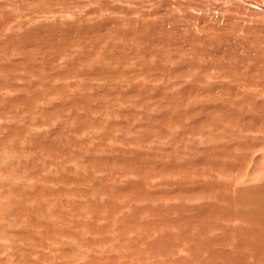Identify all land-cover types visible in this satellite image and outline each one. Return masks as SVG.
Instances as JSON below:
<instances>
[{"label": "bare ground", "instance_id": "1", "mask_svg": "<svg viewBox=\"0 0 264 264\" xmlns=\"http://www.w3.org/2000/svg\"><path fill=\"white\" fill-rule=\"evenodd\" d=\"M5 1H6V3H4ZM60 1H62V0H19V1L18 0H10V1L3 0L0 2V35L3 38V40L0 41V52H5V54L8 55V57L11 59L9 62H5V63H2L3 57L0 59V73L2 71V74L5 75V76H3L4 78L1 77L2 74L0 76L2 78L0 80V102L2 103L3 99L5 101V97H4V95L2 96V93H4V92H8V94L15 93V97L13 96V94H11L12 95L11 98L13 97L12 98L13 100H11L9 97L10 102L8 103V101H7V105L5 104L6 107H8V104L10 106L11 105L10 103L13 101L15 104L12 102V105L17 106L16 103L21 104V105L23 104L25 106L29 105V106H31V108L36 110L37 108H39L38 104L42 103V101L40 102V98L42 97V93H48L49 94V97L46 98L47 103H49L48 100L52 99V98H50L52 96H56L60 100H61V97H65V99L68 100L65 95L68 93H73L72 90L74 89V91H75L77 88L72 89V87H70L72 85V82H71V85L69 86V88H71L70 89L71 92H68L70 90L66 86L65 83H68V84H70V83L65 82L64 80L71 81L74 78L75 79L79 78V80H81L80 78H82L85 80L84 81L85 84H84V86H83V84H82V86L80 85V87H83L82 88V90L84 92L83 97L85 100H84V102H81V103H77L78 102L77 101V102H72L73 104H71V108L73 110L84 109L87 111L84 113H81V111H79V112L77 111L78 113H75V114H73V116H71L72 120H76L78 123H80L79 127L80 126L82 127V128H80L81 130H87L88 131V130H90L91 127L95 126V125H92V122L94 120H92L93 116L91 113H94L92 111H95L96 107H93L94 108L93 109L89 105V102L92 104L91 101L88 102V99H90L91 97H89L90 95H87V94L85 95V93L87 91L89 92L91 90V88H92V90L94 89L92 86L93 84L97 85L98 91L100 88L99 85H101V83L107 84L106 86H109L110 90H108L109 88L108 89L105 88L104 94H103V92H99V93L96 92V93H98L97 94L98 98H101V99L105 98V100L108 98V95H109L107 92L112 93V95H113V98L111 99L112 100V102H111L112 106H109L107 103H106L107 105L105 103H103V108L106 110L108 109V111L110 109V111L114 112V113L108 114V115H111L114 117L113 120L116 121V118H118L117 116H119V118H121L120 116L123 115L122 110L118 111V109H120V107H118L119 103L117 102L119 97L123 96L125 98H130L131 93L139 96V99L137 98L138 101H136V103L138 102V105H141L142 108L145 107V110H146V107L147 108L150 106L155 107V105H157L155 108H158V112L154 111V110H153V112L154 113L157 112V114L159 112H162L163 114H161V115H162L163 119H162V117H158L159 118L158 119L155 115L148 118L149 113L146 112L145 117H143L145 119H143V121L140 119L139 120L136 119L138 121H137V124H135V117L136 116H135V110L133 108L132 112L133 111L134 112L132 113V121H131V125H130L131 129L129 126L127 128L130 131H133V133L131 135L133 137L129 136L130 134L126 137V139L130 138V140H128L129 142H127V140H125L127 142V144L129 143L130 145L128 144V147H127V144H126L127 148H123L121 146L123 149H119L118 146H115V147H117V148H115V150H109L108 151V149L106 148L103 151V148H100V146H99V149H98L99 151H98L97 149L90 148V147L94 148L95 144L94 145L91 144L93 139H91L92 141L90 140L91 142L88 140L87 144L82 143L81 140H80L81 142L77 141L78 139L75 140L76 141L75 145L82 143L84 145L83 147L86 148L83 150L84 152L86 150L85 154L84 153L83 154L85 155L84 160L88 164L87 165L85 163L87 165V167L86 166L85 167L87 168V170L89 168L90 171H88V173H87V170L85 169L84 172H86L89 176H90V172H92L91 171L93 168V167H91L92 165L93 166L96 165V167H98L97 170H101V168H102L101 163H104V162L105 163L113 162L114 164H116V166L114 165V168L117 167V165H118V167L120 166L121 168L125 169L126 173H131L134 176V178H133L134 180L132 182L128 181L126 183L123 182L122 180H121V182H119V181L116 182L114 180L109 181L108 178H107V180H105V178L103 179V180H105L104 181L105 183H101L102 182L101 181L99 184V183H96V181H94V183L92 184L93 185L92 188L90 190L88 189V191L86 189L87 188L86 187L87 182L85 184L81 183L82 185L83 184L86 185L85 189H83L86 191H83L84 193H82V192L81 193L85 194L89 199L85 202V204L82 202L77 203V200L72 201V203H71L72 208H71V213H70V214H72L73 211L75 212L74 214L76 216V219L74 218V220H75L74 222L78 223L76 225V226H79V227H76L79 229L78 232H71L69 230L66 231L65 229H63V228H65L63 226V228L56 229L52 232L47 231L48 234L46 236H44V239L42 237L39 238L37 231L38 232L41 231L42 236H43L42 228H43V231H45L44 230L45 226L47 228V225L43 224V218L40 217V215L45 214L43 211L46 210L47 208H46V206H44L45 204L43 206H39L40 203L36 204V207H35L36 211L31 213V219H32L33 224L29 222V224H30V226L28 227V228H30L29 230H28V228H26L27 230L26 229H20L18 226H17V228H19L18 231L13 230L12 228L11 229L18 234L19 239H25V238L30 237V238H32V240H34V238H36L35 244L41 245V248H42V246H46V244H47L45 237H47L49 239H55V236H54L55 232H59L60 236L71 237L72 239L77 238L75 241H77L78 243L74 241L75 244L87 245V247L90 248L89 246H91V245L93 246V244L96 243V239H97V242L103 241L102 238H99L98 236L103 237L102 235H104L107 231H109V230H107V228H109L110 225L116 226V227L115 226L114 227L116 228V230H118L117 233L119 234V236L128 235V233H131L133 231V229H135L136 226L138 227L139 225H142L146 229H144V230L141 229L142 234L139 237L136 236L137 238L134 237L130 241L133 242V243L131 242L132 246H135V247H136L137 243L139 244L140 242H145V244L148 245L146 248L147 250L145 249V252H148V254L151 253V255L153 254L156 256L159 254V255H162L165 257L170 255V257H171V255L176 254V255H179V257H180L179 253L185 254L184 256L181 254L182 256L179 260L180 264H186L187 261L190 260L189 258L192 259L193 263L198 262L199 264H264V55L262 56L261 55L262 53H259L260 48H263V50H264V14L263 13H254V11H247L248 14L246 16H238L237 17L236 14L231 13L230 16L226 17V20H225L226 24L223 27L222 26H220V27L215 26L217 31H214L212 33H211V31H204V36H203L200 31L199 32L196 31V30H198L197 28L200 27V24L198 25V19L201 16L198 15L199 13L198 14L195 13V16H193V12L188 10L189 7H191V6H189L186 9V8H183L184 5L183 6L177 5L179 8L178 13H180V14L173 15L174 12H172V11H174V8H173L174 1L181 2V3L188 1V3L194 4L193 0H161L162 6H163L162 9H160V8L157 10L153 9L152 12L145 13L144 14L145 19L142 22L140 21L139 24L136 23L137 21L135 20V18L133 20L128 19V20H132V22L130 21L131 25L122 19H120L121 20L120 22H117V21H119V20H117V18L119 16L118 17L114 16L117 14L118 15L122 14L121 12L123 10V6L119 5L121 0H112L111 1L112 3L107 2V1H102L100 3L99 0H95V2L97 4H100L99 8H97L96 10H89V11L86 10L87 11L86 13L83 11H82L83 12L82 13L81 11L77 10V8L80 9V7H83L85 5L83 2H82V5L83 4L84 5L83 6L79 5L80 7H78L77 4L73 5L71 7L69 5V4H71V2H69V4L65 3V4H63L64 5L63 8L65 10L61 9L63 11H58V10H60V8L57 7L58 6L57 4L61 3ZM67 1H71V0H67ZM78 1H80V0H78ZM18 2H20V3L17 4ZM122 2H123V0H122ZM202 2H203V4H205L204 0H202ZM210 2L211 1H208L207 4H210ZM41 3L42 4L44 3L43 6H48V8L45 9V8H43V6L41 7L40 6ZM74 3H76V2H74ZM103 3H105V4H103ZM7 4H13V5L15 4V5L14 6L12 5L11 8H13V9H11V8L8 9L7 6H9V5H7ZM30 4H33V5L36 4V6L35 5L30 6ZM132 4L133 3H131L129 5L133 6ZM207 4H206V6H207ZM60 6L62 8V5H60ZM127 7H129V6H127ZM215 8H217L216 9L217 13H219L218 12L219 7L214 6V9ZM16 9H18V11L20 9L23 12L24 16L22 18H24L25 21H23V20L18 21L17 23H15V25H13V26L11 25L12 27H9L10 22L12 20V17L15 15L13 10H16ZM85 9H87V8H85ZM199 9H202V7L200 6ZM81 10H83V9H81ZM104 10H107V12L109 14H112L113 18H109L108 20L98 22V18L101 16L100 13H102ZM130 10L131 9L128 8L127 11H130ZM33 11L35 13L36 12L37 13L31 15L33 13ZM127 11L125 10L124 12H127ZM10 12H13L14 14L11 16ZM133 13H134V11H133ZM126 14H128V13H126ZM185 16H188V18L186 20L181 21L182 19H180V17H185ZM210 18H212V17L209 16L208 19H210ZM210 20H212V19H210ZM125 23L129 24V28H131L130 30H126L127 28L123 29L127 26ZM124 24H125V27H123ZM172 24L177 26V32L181 33L185 39L187 38V41L192 39V37H191L192 35L197 37V35H195L196 34L195 32L201 33V34H199V36L202 35L201 36L202 42H199L195 46V49H194V42L190 41L189 43H191V44L193 43V46H192L193 50L191 48L186 49V50H191V51L195 52V55H197L199 61L196 59L195 60L198 62L193 61V60L191 61L190 56L188 54H184L185 52H187L185 50L186 47L184 46V45H186L185 43H184V45L179 44L178 47H175V49H177L176 51H178L177 53H176V51L171 52L168 48L165 47V44H168V41L165 38V35H166L165 33L167 30V27L169 25H172ZM162 35H164V42H163V39L160 37ZM195 37H193L194 40H196ZM193 39H192V41H193ZM128 42L129 43L131 42L132 47L133 46L136 47V48L133 47L136 51L141 48V49H143V51L148 52L145 54V56L139 54L137 56V59H138L139 63L143 62L141 65H143L144 67L145 66L147 67V68H145L146 69L145 71L146 72L148 71V73H147L148 75L147 74L146 75L148 77H150V79H152L149 82L151 84H148L147 87L144 86V88H142V84H139V88H138V86L136 87L133 80L129 79V80H132L131 82H133V83H131V82L130 83L132 85H134L133 88H131V89H133L132 92L130 91L131 89L130 90H123L124 87L122 88V85H124L122 82V79H124V77L122 76L123 72H122V70H120L121 68L119 69V67H118V65L120 63H118V60H117V59H119V57L122 56L121 50L125 49L122 47H125L126 44H128ZM196 43H197V41H196ZM170 44L172 45V47L174 46L173 42H171ZM191 44H188V45L190 46ZM103 46H105V47L103 48ZM199 46H201V48ZM137 48H139V49H137ZM55 52H57V53H55ZM133 53H135V52L133 51ZM182 54H183V56H182ZM132 55H135V54H132ZM132 55H131V58H129L130 60L133 59ZM35 56H40L41 58L39 57L37 59V57H35ZM33 57H35L36 59L34 60ZM135 57H136V55H135ZM192 57H195V56L193 55V56H191V58ZM5 60H7V59H5ZM31 61H33L34 63ZM63 61L65 62V64L63 63L64 65L71 63L72 67L69 69V67L67 65V69H69V70L63 69V68H66V66L64 67L63 65H61V63ZM250 61H255L256 64H254L252 67H250L248 69L243 68L244 67L243 64L248 63ZM27 62H31L32 64L30 63V65L27 66L26 65ZM35 62H36V64H35ZM66 62H68V63H66ZM125 62L129 63L128 61H125ZM132 62H133V60H132ZM172 63H174L175 67H174L173 72L170 73L167 68L170 69V67H168V66L173 65ZM132 64H133V66L135 65L134 63H132ZM53 66H55V67H53ZM61 66H63V68H61ZM48 67H52V69H53L52 72L54 71L53 74L47 73V71L50 70V69H48ZM122 68H123V66H122ZM171 68H172V66H171ZM193 69H197V70H193ZM21 70H24L25 74H27V75L22 76L21 73L18 74L19 71H21ZM131 71H129V73ZM143 71H144V69H143ZM104 72L107 74L104 75L105 74ZM128 77H129V74H128ZM134 77H133V79H134ZM137 77H138V75H137ZM188 77L192 78L194 84H197V82H198V84L200 83L201 86H203L205 84L204 83L202 85V83H201L202 81L207 82L206 83L207 88H205L204 89L205 91L204 90L203 91L206 94L205 96H209L207 98L210 100L201 101L202 102L201 107H203V104H207L209 107L206 108V106H204V108H206L205 110L208 111V116H209V114H210V116L204 120L201 117L202 119H200L199 121L196 120L195 123H192L193 122L192 121L190 123L191 125L189 124V125H186L183 127L184 128L183 129L184 135H185V133H189V134H193V136L196 135L199 138L198 140H194V142H195L193 144L194 147H192V146L188 147L187 146L188 147L187 151H185L184 149H186V148H184V145H182V144L177 145L176 144L177 137L169 139L166 142V140L169 138L168 133L165 132L164 129H163V131H160L156 127L155 123L162 124L166 127H169L170 125H173V124H176V127L177 126L182 127V125H184L187 122V119L190 117V116L189 117L185 116L186 112L196 114V112H194V111H192V112H191V110L189 111V108L187 109L186 103H187L188 98L186 95L185 96L187 99L185 98V101H184V98H183V100H182V98L180 99V100H182L184 105L180 103L181 102L180 100H178V98H180V97H178L176 99L177 95L181 96V95H184L187 93L186 88H179L180 94H178V88L176 90V93H175V91H170V89L173 88L172 86H177L181 83L178 80H181V81L184 80V83H186L187 82L186 79H188ZM169 78L176 79V81H175L176 84L173 83L174 85H172V83H170L171 81ZM224 78L229 81L228 82L229 84L228 83H221V82H224L221 80ZM138 79H139V77H138ZM161 79H164V82L166 81L165 84L160 85V87H162V89L164 91L157 90L158 85L156 83L162 81ZM19 80L22 81L23 83L19 82ZM57 80L59 81V83H62L61 86L57 85L58 86L57 87L55 85ZM188 80H190V79H188ZM218 80H221V81H218ZM121 82H122V84H121ZM139 82L141 83V81H139ZM168 82H169V84H168ZM190 82H191V80H190ZM193 82H191V83H193ZM144 83H147V82H144ZM161 83H163V81ZM42 84L43 85L45 84V86H44L45 90L41 91L40 87ZM137 84H138V82H137ZM248 84L249 85H255V86L257 84H262L261 90H263V92H261V90L259 91L258 88L256 90H253V91H249V90L245 89L244 90L245 94H242L240 92L241 89L240 90L236 89V88H241V87L243 88V86H245V85L248 86ZM184 85H186V84H184ZM72 86H74V85H72ZM78 86H79V84H78ZM101 87H102V85H101ZM128 87H131V86H128ZM177 87H179V86H177ZM258 87H259V85H258ZM249 88H251V86ZM193 89L195 90V88H193ZM77 90L80 91V89H77ZM92 90L90 91V93L92 92ZM200 91H202V90H200ZM200 91H198V89H197L196 92H198V94H201ZM229 91L232 92V94L230 95V98H227V97L221 98L220 97L222 94L225 95V93L229 92ZM168 92L171 93V95H169L167 97V95L169 94ZM192 92H195V91H192ZM96 93H94V94H96ZM195 94H193V95L196 96ZM240 94H242V98L239 97V96H241ZM156 95H158V96H156ZM190 95H192V94H190ZM154 96L162 97L160 100V103L156 104L154 102V100H153ZM201 96H203V94ZM80 97H82V95ZM134 98H135V95H134ZM237 98H238V100H237ZM53 99H52V101H53ZM75 99H76V96H75ZM164 99H165V101H164ZM190 99H191V97L189 98L188 102L190 101ZM205 99H206V97H205ZM37 100H39L38 102H40V103H38ZM46 100H45V102H46ZM57 100L58 99H56V102H57ZM62 100H63V98H62ZM69 100H71V99H69ZM241 100H242V102H241ZM52 101H51V103H52ZM99 101H100V103L102 102L101 100H98V102ZM151 101H152V104H151ZM177 101H180V102H177ZM196 101H194V104ZM164 102H165V104L167 102L168 103L171 102L170 103L171 104V106H170L171 110L176 109L179 112H181L182 108L184 107L183 109H186L187 111L182 110L183 111V114H182L183 120L181 119L182 117L172 116V114L176 111L169 110V106L165 107V105L162 104ZM34 103H36V105H38V106H33ZM53 103H54V101H53ZM59 103L57 102L55 104V108H57ZM82 103H83V105H81ZM178 103L180 105H178ZM240 104H242V106L244 105V107H242ZM42 105H44V104H42ZM53 105H51V106H53ZM99 105H101V104H99ZM99 105H98V107H99ZM5 106H4V108H5ZM15 106H14V109H15ZM44 106H46V105H44ZM59 106L69 108L70 103H69V106L68 105L65 106L62 104ZM189 106H190V104H189ZM18 107H20V106H18ZM192 107H194V106H192ZM31 108H30V110H32ZM51 108L52 109L47 110L48 113H53L52 111L55 108H53V107H51ZM101 108H102V106H101ZM9 109H11V106ZM58 109H59V107H58ZM62 109L63 108H60V110H62ZM190 109H191V107H190ZM192 109L195 110V108H192ZM0 110L3 111L2 108ZM16 110H17V107H16ZM16 110H14V111H16ZM142 110L144 111V108ZM18 111H22V110L19 109ZM54 111H56V110H54ZM123 111L125 112V110H123ZM130 111H128V112L130 113ZM196 111L198 112L197 109H196ZM28 112H29V110H28ZM43 112H41V113H43ZM67 112H68V110H67ZM100 112H102V111H100ZM149 112H150V108H149ZM30 113L33 114L32 112H29L28 114H30ZM56 113H57V111H56ZM59 113H61V112H59ZM125 113H127V112H125ZM190 113H188V114H190ZM8 114H6V115H8ZM64 114H67V113L64 112ZM201 114H202V112H201ZM9 115H11V114H9ZM43 115H44V113L42 115L40 114L39 117L41 118V116H43ZM57 115H58V113H57ZM94 115H95V113H94ZM224 115L227 117H225ZM22 116L23 115H20V117H22ZM52 116H53V114H52ZM62 116L63 115H61L60 117L63 118L64 116L63 117ZM191 116H194V118L195 117L197 118L198 115L197 116L191 115ZM10 117H13V120L16 119L15 116H13V115H11ZM49 117H51V116H49ZM49 117L47 116V119H49ZM66 117H67V115H66ZM113 117H111V118H113ZM223 117H225V118H223ZM37 118L38 117H36V119ZM185 118H187V119H185ZM67 119H68V117H67ZM18 120H19V118H18ZM99 120H101V119H99ZM107 120H109V119H107ZM222 120H225L226 122H228V124L229 123L232 124V126L236 125V127H238L241 125L242 126V127L240 126L241 129L245 133L242 135H237L236 137H233L230 135V133H232V131H230V129H232V127H228V129L226 130L227 133H223V134H220L218 137H214L213 132L211 131V133H210L209 129H207L208 127L205 128V126H207V125H205L206 123H208V125H210V126L215 124V131L218 132L220 130L219 125H222L220 123ZM20 121L23 122L25 120L21 119V120H19V122ZM115 121L114 122L110 121L109 127L117 125L118 122H115ZM16 122H18V121L16 120ZM25 122H23V124ZM10 123H11V121H10ZM26 123H29V122H26ZM50 123H51V121H50ZM72 123H73V121H72ZM23 124H22V126H23ZM34 124H35V122H34ZM38 124L39 123H37V125ZM46 124H49V123L45 122V125ZM103 124H104V122H103ZM14 125H16V124H14ZM64 125H66V124H64ZM67 125H69V124H67ZM72 125H75V124H72ZM120 125H122V123ZM120 125H118V126H120ZM10 126H12V125H10ZM22 126L20 124V126L19 125L15 126V127H17V129H14L12 127L13 129H8V130L12 131L13 134L14 133L18 134L19 130L22 129ZM29 126L30 127H28V125L26 124L23 127V130L25 127L27 128V131L30 130L28 128H31V125L29 124ZM124 126L126 127V125H124ZM19 127L21 129L18 130ZM47 127H48V125H47ZM50 127H48V128H50ZM61 127H62V124H61ZM9 128H11V127H9ZM63 128L64 129L68 128V126L67 127L63 126ZM74 128H76V127H74ZM144 128L148 129V131H149L148 134L145 136V138H146L145 140L149 139V140H151L152 143L157 142L156 144H158L156 147H154L155 146L154 144H152L153 146H151V145H149L151 143H149V144L146 143L147 145H149V147H148L149 148V150H148L149 154L147 156L150 155V157H146V158L145 157L143 158V156H142L143 151H142V153L140 152L142 155L138 154L139 152L137 151L136 152L137 155L135 156V150L137 148L134 145L137 142V141H135L136 140L135 137L137 136V133L138 132L141 133L142 131H144ZM54 129H56V126H55V128L54 127L51 128V130H54ZM64 129L61 128V132H63ZM16 130L18 131V133H16ZM23 130H21V132H24ZM65 130H67V129H65ZM68 130H71V129L69 128ZM110 130H112V129H110ZM58 131L55 130V133H57ZM112 131H114V130H112ZM120 131H122V130H120ZM32 133H33V137H34L35 133L33 131H32ZM70 133L71 132H68L69 137H71L69 135ZM73 133H75V132H73ZM175 133L177 134V132H175ZM42 134H43V132H42ZM64 134H65V132H64ZM26 135H28V134H26ZM26 135H25V137H26ZM29 135H30L29 138H26V139L34 140V141L37 140L36 138L33 139L32 134H29ZM154 135L161 136L164 141L162 142L161 139L155 138ZM37 136H38V134L35 137H37ZM57 136H60V135H57ZM73 136H72V138H74ZM193 136H192V139H193ZM17 137L18 138L16 141L22 140V142H24L23 139H19L18 135H17ZM30 137L32 139H30ZM45 137H46V135H45ZM21 138H23V136ZM103 138H106V136H104ZM103 138H101V139H103ZM6 139H7V137H6ZM60 139H62V138H60ZM63 139H65V138H63ZM28 140H26V141L28 142ZM40 140H41V138H40ZM40 140H39V142H40ZM53 140H55V139H52V141ZM69 140L67 139V142ZM201 140H203V142L206 144L205 145L206 147H204L205 150H203V148L201 150L198 146L199 144H197ZM37 141H35V142H37ZM49 141H51V140H49ZM107 141H111V140H107ZM120 141L121 140H119V142ZM247 141H251L252 143L251 144L245 143ZM22 142H21V145H22ZM73 142H74V139L72 141V144H70V145H74ZM83 142H85V141H83ZM9 143L11 144V142H9ZM30 143H31V141H30ZM44 143H45V141H44ZM56 143H58V141L55 142L54 145H58ZM65 143H64V145H65ZM35 144H37V143H35ZM185 144L189 145L190 143L185 142ZM14 145H15V142H14ZM14 145H12V146H14ZM75 145H74V147L72 146L73 150H77L76 148L78 146L75 147ZM132 145H134V146H132ZM139 145L140 144H138V146ZM201 145L203 146V143ZM33 146H34V144H33ZM45 146L46 145H44V147L42 146L41 148L42 149L44 148V149L43 150L40 149V150L45 151V149H47V148L50 149L49 145H47L48 146L47 148H45ZM50 146L52 147L51 144H50ZM58 146L60 147V145H58ZM95 146H97V145H95ZM26 147L28 148V145ZM134 147L136 149H134ZM153 147H154V149H153ZM165 147H169V149H167ZM220 147H223V148H220ZM18 148L20 149L21 146ZM67 148H68V150H67ZM67 148L65 151L66 154H67V151H69L68 146H67ZM247 148H249L248 152L244 151ZM56 149H57V147H56ZM140 149H142V148L140 147ZM140 149L138 147L137 150H140ZM145 149H147V147H145ZM50 150H48V151H50ZM95 150L98 151V153L95 152ZM13 151H15V150H13ZM17 151L19 152V150H17ZM17 151H15V152H17ZM30 151H28V152H30ZM38 151H37V155L38 154L39 155L41 154V156L44 155V154H42L41 151L39 153H38ZM22 152H23V150H22ZM22 152H20V153H22ZM24 152L26 153V151H24ZM50 152H52V151H50ZM74 152H77V151H74ZM146 152H147V150H146ZM31 153L34 154L35 151H32ZM46 153H48V152H46ZM46 153H45V155H46ZM77 153H76V155H77ZM126 153H130L131 156H133V157H131V159L130 158H124L126 156L125 155ZM66 154L64 155V157L66 156ZM71 154H72L70 157L71 160L74 157H75L74 160L79 158V161L77 160V162H76L73 160L72 162H76V163L80 162L81 156L77 155L78 157L76 158V155L73 152ZM105 154H110V155L105 156ZM73 155H75V156H73ZM24 156H28V155H24ZM46 156H48V155H46ZM117 156H121V158H119ZM44 157L42 156V158H44ZM56 157H52V159L55 158V160H56L58 158V157L57 158ZM115 157H117V158L115 159ZM20 158L22 159L24 157H20ZM20 158L18 157L17 159H20ZM82 158H84V157L82 156ZM59 159L60 158H58V160ZM20 160H19L20 164H17V162H12V161H10V159H6L4 161V165H3V163L0 164V170H4L6 172V174H8L10 176H11V174H13L12 176L15 175L17 177H21V175H22L21 171L24 169L26 164H24V162H21L22 160L21 161ZM60 160H62V159H60ZM25 161H27V163H28L27 159ZM1 162H3V161H1ZM50 162H51V159H50L49 163ZM54 162L55 161L52 162L53 165H54ZM59 163H61V162H59ZM85 164H82V165H85ZM31 165H32V162H31ZM33 165L35 166V164H33ZM63 165H65V164H63ZM82 165L80 163V166H82ZM55 166H57V164ZM60 166H62V165L60 164ZM111 167H113V164ZM35 168H34V170H35ZM60 168L62 169L64 167H60ZM107 168H109V166ZM68 169L69 168H67L65 170H68ZM36 170H37V172L39 171L38 169H36ZM70 170H71V168L68 171H66V173L67 172L70 173ZM74 170H72V171H74ZM54 171H56V170H54ZM76 172L74 171V173H76ZM119 172H121V171H119ZM119 172H117V173H119ZM61 173H62V171H61ZM31 174H33V173H31ZM35 174L36 175H33V177H36V178H32V179H34L32 182H28V180L26 182H24L25 181L24 180V181H21L20 184H18V185H20V189L22 188L24 191V195H23L24 197L22 196L24 203H25V200L28 198H31V199L34 198L36 200H39L40 197H44V195L47 192L46 190L42 189V186H41L42 182L39 184L40 181H38V180H42L44 178L43 175L41 174L42 176L39 179L37 177L39 173L38 174L35 173ZM49 174L51 175V173H49ZM96 174H95V177H97ZM119 174H121V176H122L123 172H121ZM119 174H117V175L119 176ZM230 174H236L235 178H234V182H232V183L235 184L236 186L238 185L237 188L234 187V185L231 183V180H233L232 178H230L229 176H224V175H230ZM28 175H30V174H28ZM68 175L69 174H67V176H66L67 178H65V181H67V179L69 178ZM76 175H77V173H76ZM98 176H99V174H98ZM126 176H127V174H126ZM51 177L52 176H50L48 179L49 185H51L54 180L58 181V179H53L52 183H50ZM128 177H127V179H128ZM45 178H47V176ZM45 178H44V180L47 181ZM109 178H111V177H109ZM112 178H113V176H112ZM135 178L137 180H135ZM70 179H72V178H70ZM73 179H74V177H73ZM76 179L80 181L82 178H79V176H78ZM83 179H84V177H83ZM219 179H222L223 181L219 182ZM44 180H42V181L44 184H46L44 182ZM86 180H88V178ZM94 180H96V179H94ZM118 180H120V179H118ZM225 180L227 181V183L225 182ZM62 181H64V180L62 179ZM62 181H61V183H62ZM125 181H127V180H125ZM79 183H78V187L84 188V186H81V184H79ZM62 186H63V184H62ZM32 188H33L34 192L36 191L35 193H37L38 196L36 194H35L36 196H34L33 195L34 193L31 194L33 197L30 194H28V190L31 191ZM43 188L45 189V187H43ZM66 188H68V186H66ZM73 188L75 190V193L78 192V194H79L80 191H78V190L80 188H78V190L75 189L76 184H75V187H73ZM49 189L50 188L48 187L47 190H49ZM51 189L53 190V187H51ZM55 189L56 188H54V190ZM68 189H67V191H68ZM70 189H72V187H70ZM80 190H82V189H80ZM43 191H44V195H42ZM53 191H51V192L53 193ZM69 193H70V196L72 193H73V195L75 194L74 191H69ZM51 194L48 191L47 195L53 196ZM28 195H30V197H28ZM54 195H55V193H54ZM123 195H124V197L128 196L126 205L130 206L129 211H124V213L121 212L122 209L119 207V206H121V204L119 203L120 205L119 204L117 205L118 197L123 196ZM58 196H59V198L55 197V196H54V198L61 199L60 194ZM75 196H78L77 193L75 194ZM71 197H69V199ZM102 197H105V199H103ZM83 198H86V197H83ZM41 199L44 200V198H41ZM69 199H67V200H69ZM79 201H80V199H79ZM138 201H141V205L136 204V202H138ZM57 202L62 204L61 201H57ZM190 202H192L194 204H189ZM82 204H84V205H82ZM41 205H42V203H41ZM1 206H0V209H1V211H0V236H4V238H5V236H7V234H9L6 229L9 228L10 224H8V223H6V225L2 224L3 222L1 223V221H3V220L1 218H3V219L5 218L7 222H10L13 220L14 225L15 224L18 225L19 223L23 222L24 217L21 214V209H20L19 212L17 213V215L14 216V219H12V216L8 219L6 216V213L8 212L6 210V208H7L6 205H1ZM63 206H62V208H63ZM136 208H139L140 210H142V212H147V214L145 215L146 218L144 220H143V218H141L139 216V219L141 218L143 221L142 220L141 221L135 220V216H137V215H135ZM63 209H62V211H59L57 215H60V218H58V220L61 219V222L64 223V221H68L67 219L65 220L66 216H64V213H66V214H68V213L65 212V210L63 212ZM23 211H26V210H23ZM118 211L121 212V213H119V216H116L113 214L114 216H116L115 218L113 216L109 217L111 215L110 214L107 216L106 219L104 218V216L106 214L105 212L116 214V213H118ZM130 211H132V215H130V213H131ZM27 213L30 214V212L28 210H27ZM86 213L89 215L91 214L89 219L87 218ZM74 214H72V216ZM79 214H83L81 216L82 218L86 217L85 219H83L84 221H81V219L78 218ZM46 216L51 217V215L49 216V214H47ZM69 218H71V217H69ZM103 218L105 219V223L101 224L102 221L100 222V220ZM70 220H72V218ZM49 221H51V220H49ZM61 222H59V223H61ZM228 222H231V223H237L238 222V225L233 226V224H229ZM52 223L53 222H51V224ZM80 223H83V224L80 226L79 225ZM5 226L7 227L6 229H5ZM226 227H229V228H226ZM136 230H138V229L136 228ZM88 232L92 233L95 236L91 237L89 241H86L87 239L86 240L81 239V238H84V235H80V233H88ZM134 233H135V230H134ZM65 234H67V235H65ZM78 234L80 237L77 236ZM120 234H122V235H120ZM58 241H60V239H58ZM185 243H187V245ZM135 247H134V249H131V252L135 251ZM60 248H62V247H60ZM4 249L6 250L5 245H2L0 243V255L2 252L5 251ZM121 249H123V248H121ZM42 251L43 252L39 253V256L41 258L45 259V256H46L45 252L46 251H44L43 248H42ZM61 251L65 253L69 250L63 249ZM95 253L94 252H92V254L90 253L89 257L88 256H87L88 258L86 257L87 260L84 264H113V260H115V259H113V260L111 259L112 261L110 263H104L102 261L103 258L101 259L99 257V255L97 254L98 255L97 256ZM76 254H73L75 256V257L73 256L75 261L80 260L79 257H81V256H78V253H76ZM23 255L31 257L30 255H32V254H31V252H29L28 254H27V252H25L24 254L18 253V254H14V257L19 259V260H23ZM48 257H50V254ZM1 259L3 260L4 258H1ZM46 259H47V257H46ZM105 259H106V257H105ZM8 260H5L4 262L8 263ZM50 260L52 261V259H50ZM18 261H16V262H18ZM36 262H34V264ZM114 264H117V263H114Z\"/></svg>", "mask_w": 264, "mask_h": 264}, {"label": "rangeland", "instance_id": "2", "mask_svg": "<svg viewBox=\"0 0 264 264\" xmlns=\"http://www.w3.org/2000/svg\"><path fill=\"white\" fill-rule=\"evenodd\" d=\"M1 1H3V0H0V2ZM7 1H10V0H7ZM19 1V0H18ZM81 1V2H80ZM80 1H78V0H71V1H65V0H62V1H60L61 3H59V4H57L58 6L57 7H59L60 8V10H58V11H63V10H65L64 8H63V4H69V2H71V4H69L71 7L73 6V5H76L77 4V6L78 7H80L79 5H82V2L86 5H82L83 7H80V9H78L77 8V10H79V11H83V12H87V11H89V10H96L97 8H99V6H100V4H97L96 2H95V0H80ZM102 1H107V2H111L112 0H99V2L101 3ZM194 1V4L193 3H188V1H185V2H177V1H174V3H173V8H174V11H172V12H174V14L173 15H175V14H180V13H178L179 12V8H178V6L177 5H180V6H183V8H188L189 6H191V7H189V9L188 10H190L191 12H193V16H195V13L196 14H198L199 16H201L199 19H198V25L200 24V27H198L197 29L198 30H196V31H200L201 33H202V35L204 36V31H211V33L212 32H214V31H217L216 30V28H215V26H217V27H220V26H224L226 23H225V20H226V17H228V16H230L231 15V13H234V14H236L237 15V17L238 16H246L247 14H248V12L247 11H254V13H263L264 14V0H204V2H205V4H203V2H202V0H193ZM208 1H211L210 2V4H207L208 3ZM22 2V1H21ZM74 2H76V3H74ZM79 2V3H78ZM4 3H6V1L4 2ZM20 2H18L17 4H19ZM45 3V2H44ZM44 3L42 4H40V6L42 7L43 5H44ZM112 3V2H111ZM131 3H133L132 5L133 6H131V5H129V4H131ZM160 3V4H159ZM103 4H105V3H103ZM193 6H192V5ZM206 4H207V6H206ZM7 5H9V6H7L8 7V9L9 8H11L12 7V5L13 4H7ZM15 5V4H14ZM13 5V6H14ZM35 6H36V4H34ZM33 4H30V6H34ZM60 5H62V8H61V6ZM119 5H121V6H123V10H122V14H120V15H114V16H119L118 18H117V20H119V21H117V22H120L121 20L120 19H122V20H124V21H126L127 23H129L130 24V21L132 22V20L135 18V20L137 21L136 23H138L139 24V22L141 21H143L144 19H145V16H144V14L145 13H148V12H152V10L153 9H155V10H157V9H162L163 8V6H162V3H161V0H123V2H122V0L120 1V4ZM205 5V6H204ZM211 5V6H210ZM127 6H129V7H127ZM200 6L202 7V9H199L200 8ZM214 6H218L219 7V13H217V8H215L214 9ZM242 6V7H241ZM56 7V8H57ZM127 7V8H126ZM132 7V8H131ZM205 7V8H204ZM43 8H45V9H47L48 8V6H43ZM58 8V9H59ZM85 8H87V9H85ZM128 8L129 9H131L130 11H127L128 10ZM11 9H13V8H11ZM61 9H63V10H61ZM81 9H83V10H81ZM133 9V10H132ZM36 10V9H35ZM87 10V11H86ZM127 11V12H124V11ZM137 10V11H136ZM14 11V13H15V15L12 17V20H11V22H10V25H9V27H12L13 25H15V23H17L18 21H25L24 20V18H22L24 15H23V12L19 9V11H18V9H16V10H13ZM37 11V10H36ZM133 11H134V13H133ZM136 11V12H135ZM232 11V12H231ZM18 12V13H17ZM82 12V13H83ZM11 13V16L14 14L13 12H10ZM37 13V12H36ZM34 11H33V13L31 14V15H33V14H36ZM124 13V14H123ZM126 13H128V14H126ZM133 13V14H132ZM130 14V15H129ZM227 14V15H226ZM229 14V15H228ZM20 15V16H19ZM100 17L98 18V22H100V21H104V20H108L109 18H113V15L112 14H109L108 12H107V10H104L102 13H100ZM124 15V16H123ZM135 15V16H134ZM18 16V17H17ZM182 16V15H181ZM209 16H211L212 18H210V19H212V20H210V19H208V17ZM17 17V18H16ZM22 18V19H21ZM126 18V19H125ZM188 18V16H185V17H180V19H182L181 21H183V20H186ZM16 19V20H15ZM128 19H132V20H128ZM14 20V21H13ZM129 22H128V21ZM157 20V19H156ZM123 21V22H124ZM14 22V23H13ZM185 22V21H184ZM13 23V24H12ZM127 23H125L127 26L125 27V24H124V26L123 27H125V28H123V29H126V30H130L131 28H129V24H127ZM182 23V22H181ZM119 24V23H118ZM12 25V26H11ZM131 25V24H130ZM106 26V25H105ZM108 27V26H107ZM131 27V26H130ZM105 28V27H104ZM129 28V29H128ZM194 30V29H193ZM198 32H195L196 34L195 35H197V37H195V36H191L192 37V39H193V37H195L196 38V40H194L193 39V41H192V39L191 40H188L187 41V38L185 39L184 37H183V35L181 34V33H179V32H177V26L176 25H174V24H172V25H169L168 27H167V30H166V35H165V38L167 39V41H168V44H165V47L166 48H168L171 52H175L177 49H175V47H178L179 46V44H183L184 45V43L186 44V45H184L186 48H185V50L186 49H192L193 50V43L191 44V43H189L190 41L191 42H194V49H195V46L199 43V42H202V35H200L199 36V34H201V33H198ZM206 34V33H205ZM162 39H163V42H164V35H162V36H160ZM1 40H3V38H2V36L0 35V41ZM196 41H197V43H196ZM171 42H173L174 43V46L172 47V45L170 44ZM191 44L190 46L188 45V44ZM105 46H103V48H104ZM133 47H135V46H133ZM132 47V45H131V42L129 43L128 42V44H126V46L125 47H122V48H125V49H122L121 51V57H119V59H117L118 60V63H120L119 65H118V67H119V69L120 70H122V76L124 77V79H122V82H123V84L124 85H122V88H123V90H130L131 88H133V86L134 85H132L131 83H135V86L137 87L138 86V88H139V84H142V88H144V86L145 87H147L148 86V84H151V83H149L152 79H150V77H148L147 75V73H148V71L146 72L145 70V68H147L146 66L144 67L143 65H141L143 62H141V63H139V61H138V59H137V56L139 55V54H141V55H143V56H145V54L146 53H148L147 51H143V49H139V48H137V49H139V50H135L134 48ZM200 48H201V46H199ZM136 48V47H135ZM198 48V47H197ZM131 51H130V50ZM124 50V51H123ZM133 51L135 52V53H133ZM143 51V52H142ZM187 52H185L184 54H188L189 56H190V59H191V61L193 60V61H196V60H198V57H197V55H195V52H193V51H191V50H186ZM260 52L259 53H262L261 55L263 56L264 55V50H263V48H260V50H259ZM138 52V53H137ZM140 52V53H139ZM178 51H176V53H177ZM192 52V53H191ZM1 54H0V59L2 58V63H5V62H9L11 59L8 57V55H6L5 54V52H0ZM55 53H57V52H55ZM132 54H135L136 55V57H135V55H132ZM131 55H132V60H133V62H132V60H130L129 58H131ZM195 56V57H192L191 58V56ZM17 56V55H16ZM182 56H183V54H182ZM187 56V55H186ZM35 57H37V59L40 57V56H35ZM35 57H33V59L35 60L36 58ZM123 57V58H122ZM158 57V56H157ZM41 58V57H40ZM5 59H7V60H5ZM169 59V58H168ZM167 59V60H168ZM196 59V60H195ZM113 60V59H112ZM123 60V61H122ZM136 60V61H135ZM172 60V59H171ZM125 61H128L129 63H126ZM131 61V62H130ZM173 61V60H172ZM199 61V60H198ZM198 61H196V62H198ZM31 62H33V61H31ZM31 62H27L26 63V65L28 66V65H30V63ZM236 62V61H235ZM1 63V64H2ZM34 63V62H33ZM65 64V62L63 61L62 63H61V65H63L64 67L66 66V68H63V66H61V68H63V69H65V70H69L71 67H72V65H71V63H69V64H67L68 65V67H69V69H67V65H64ZM66 63H68V62H66ZM122 63V64H121ZM132 63H134L135 65L133 66V64ZM32 64V63H31ZM35 64H36V62H35ZM173 65H170V66H168V67H170V69L169 68H167L168 70H169V72L170 73H172L173 72V70H174V67H175V65H174V63H172ZM254 64H256V62L255 61H250V62H248V63H245V64H243V68H245V69H248V68H250V67H252ZM233 65V64H232ZM251 65V66H250ZM26 66V67H27ZM122 66H123V68H122ZM171 66H172V68H171ZM30 67V66H29ZM53 67H55V66H53ZM127 67V68H126ZM28 68V67H27ZM130 68V69H129ZM136 68V69H135ZM139 68V69H138ZM48 69H50V70H48L47 71V73H51V74H53V72H52V67H48ZM129 69V70H128ZM143 69H144V71H143ZM198 69V68H197ZM197 69H193V70H197ZM124 70V71H123ZM132 70V71H131ZM140 70V71H139ZM199 70V69H198ZM50 71V72H49ZM129 71H131L130 73H129ZM22 74V76L23 75H27V74H25V72H24V70H21V71H19V73L18 74ZM105 73V72H104ZM103 73V74H104ZM142 73V74H141ZM144 73V74H143ZM221 73V72H220ZM1 74H2V71H1V73H0V76H1ZM107 73H105L104 75H106ZM126 74V75H125ZM128 74H129V77H128ZM131 74V75H130ZM134 74V75H133ZM147 74V75H146ZM137 75H138V77H139V79H138V77H137ZM170 75V74H169ZM3 76H5L4 74H2V76L1 77H3ZM135 76V77H134ZM0 77V80L2 79ZM122 77V78H123ZM133 77H134V79H133ZM143 77V78H142ZM147 77V78H146ZM4 78V77H3ZM70 79V78H69ZM72 79V78H71ZM81 80H79V78H74L73 80H71V81H68V80H64L65 82H69L70 84H68V83H65L66 84V86L69 88V86L71 85V82H72V85H74V86H70V87H72V89L73 88H77V89H80V91L79 90H75L74 91V89L72 90L73 91V93H68V94H66L65 96H66V98L68 99V100H66L65 99V97H61V100L58 98V97H56V96H52V97H50V98H54L53 99V101H54V103H53V101H52V99H50V100H48V102L51 104V105H53V106H51L49 103H47V100H46V98L47 97H49V94L48 93H42V97L40 98V102L42 101V103L41 104H38V103H40V102H38L39 100H37V104L39 105H36V103H34V105L33 106H38L39 108H35L36 110H34L33 108H31V106H25V105H21V104H17L16 103V105L17 106H15V105H12V102L10 103L11 105V109H9L10 108V106H9V104H8V107H6L5 106V104L7 105V101H8V103L10 102V100H9V97H10V99L11 100H13L12 98H11V94H13V96L15 97V93H11V94H8V92H4V93H2V96L4 95V97H5V101H4V99H3V101H2V103L0 104V109L2 108L3 109V111L2 110H0L1 112H0V164H2L3 163V165H4V161L6 160V159H10V161H12V162H17V164H20V162H19V160L21 159L20 157H24V158H22L20 161L21 162H24V164H26L25 165V167H24V169L21 171V173H22V175H21V177H17V176H12L13 174H11V176L10 175H8V174H6V172L4 171V170H0V204L1 205H6V210L8 211L7 213H6V216H7V218L9 219L11 216H12V219H14V216H16L17 215V213L19 212V210L21 209V214L23 215V217H24V219H23V222H21V223H19L18 225H14V221L12 220V221H10V222H7L6 221V219L4 218H1L3 221H1V223L2 224H5L6 225V223H8V224H10L9 225V228L8 229H6L7 227L5 226V229L8 231V233L9 234H7V236H5V238H4V236H0V243L2 244V245H5V248H6V250L4 251V252H2L1 253V255H0V264H34V262H36L37 264H52L53 262V264H84L85 262H86V260H87V258L89 257V255H90V253L92 254V252H96L95 254L97 255H99V257L102 259V261L104 262V263H110L113 259H115V260H113V264L114 263H117V264H180L179 263V260H180V258H181V256L183 255H185V254H182V253H179L180 254V257H179V255H176V254H174V255H171V257H170V255L169 256H167V257H165V256H162V255H151V253H149L148 254V252H145V249L147 248V244H145V242H140L139 244L137 243V245H136V247L135 246H132V241H130V240H132L134 237L135 238H137V237H139L142 233V230H144V229H146L144 226H142V225H139L138 227L136 226L135 227V229H133V231L131 232V233H128V235H122V234H120V235H122V236H119V234L117 233V231L118 230H116V226L115 225H110L109 226V228H107V230H109V231H107L104 235H102L103 237H101V236H98L99 238H102V240L103 241H101V242H97V239H96V243L95 244H93V246L91 245V246H89L90 248H88L87 247V245H80V244H75L74 243V241L77 239H72L71 237H66V236H60V234H59V232H55V239H49V238H47V237H45V239H46V243L48 244H46V246H42V248H43V250L44 251H46L45 252V254H46V256H45V259H43V258H41L40 256H39V253L40 252H43L42 251V248H41V245H37V244H35V240H36V238H34V240H32V238H25V239H19L18 238V234L16 233V232H14L13 230H15V231H18V229L20 228V229H26V228H28L29 226H30V224H29V222L30 223H32L33 224V222H32V219H31V213L32 212H35L36 211V204H38V203H40L39 204V206H43L44 204V206H46V210H44L43 212L45 213L44 215H40V217H42L43 218V224H45V225H47V228H46V226L44 227L45 229V231H43V228H42V232H43V236H42V233H41V231H37V234H38V237L39 238H43L44 239V236H46L48 233H47V231H54V230H56V229H59V228H63V226L65 227V228H63V229H65L66 231H71V232H78L79 231V229L78 228H76V227H79V226H76L78 223H75L74 221V218L76 219V216H75V212L73 211V213L72 214H74L73 216H72V214H70L71 213V208H72V201H75V200H77V203L78 202H82V203H84L85 204V202L89 199L85 194H82V193H84L83 191H86V190H83V189H85V186L87 187L86 189H87V191H88V189L90 190L91 188H92V184L94 183V181H96V183H99L100 184V182L101 183H105L104 181L105 180H107V178L109 179V181H116V182H121V180L123 181V182H128V181H133L134 179V176H133V174H131V173H126V170L125 169H123V168H121L120 166L118 167V165H117V167H115L114 168V165L116 166V164H114L113 162H109V163H101V170H97L98 169V167H96V165H90L91 167H93L92 168V172H90V176L87 174L88 173V171H90L89 170V168H88V170H87V162L84 160L85 159V152H86V150H85V152L83 151L84 149H86L85 147H83L84 145L82 144V143H86L87 144V142H88V140L90 141L91 139H93V141L91 142V144L92 145H97V146H95L94 145V148L93 147H90V148H92V149H99V146H100V148H103V151L107 148L108 149V151L109 150H115V148H117V147H115V146H118V148L119 149H123V148H127L128 147V144H127V142H129L128 140H130V138L128 139H126V137L129 135V136H131L132 135V133H133V131H130L129 129H127L128 128V126L130 127V125H131V121H132V113L134 112H132V110H133V108H134V110H135V124H137V121L140 119V120H142L143 121V119H145V118H143V117H145V115H146V112H148L149 113V115H148V118L149 117H151V116H156L157 118L158 117H162V115L161 114H163L162 112H159L158 114H157V112H158V108H155L157 105H155V107L154 106H150V107H146V110H145V107H143L144 108V111L142 110L143 108H142V106L141 105H138V102L136 103V101H138L137 100V98L139 99V96L138 95H136V94H133V93H131L130 94V98H125V97H119V99H118V103H119V105H118V107H120V109H118V111H121L122 110V114L123 115H121L120 117L121 118H119V116H117L118 118H116V121L115 120H113L114 119V117L113 116H111V115H108V114H111V113H114L113 111H110V109H109V111H108V109L106 110V109H104L103 108V103H107L109 106H112V104H111V102H112V98H113V95H112V93H110V92H107L109 95H108V98L105 100V98H98V93L99 92H103V94H104V90H105V88L106 89H108L109 88V86H106L107 84H102L101 83V85H102V87H101V85H99V91L97 90V85L96 84H93L92 86H93V90H92V88H91V90H92V94L90 93V91L88 92H86L85 93V95L87 94V95H90L89 97H91L90 99H88V102L89 101H91L92 102V104L89 102V105L93 108V107H96V109H95V111H92V112H94L95 113V115H94V113H91L92 114V120H94L93 122H92V125H95V126H93V127H91L90 128V130H81L80 128H82L81 126L79 127V125H80V123H78L76 120H72V118H71V116H73V114H75V113H78L79 111H81V113H84V112H87L86 110H84V109H82V110H73L72 108H71V104H73L72 102H77V103H81V102H84V92H83V90H82V88L83 87H80V85L82 86V84H83V86H84V84H85V80L84 79H82V78H80ZM129 79H132L133 80V82H131L132 80H129ZM144 79V80H143ZM170 79V83H172V85H174V84H176L175 83V81H176V79H174V78H169ZM174 79V80H173ZM188 79H190L191 80V82H193V80H192V78H190V77H188ZM188 79H186L187 80V82L186 83H184V80H178V81H180L181 83L179 84V85H177V86H179V87H177V86H172L173 88H171L170 89V91H175V93H176V90H177V88H178V94H180V92H179V88H186L187 89V93L186 94H184V95H181V96H176V99L178 98V97H180V98H178V100H180L181 98H182V100H183V98H184V101H185V98H186V96H187V103H186V106H187V109L189 108V111L191 110V112L192 111H194V112H196V114L194 113H190V112H188V113H190V114H188L187 112H186V114H185V116L186 117H189L188 119L187 118H185V119H187V122L184 124V125H182V127H179V126H177L176 127V124H173V125H170L169 127H166V126H164V125H162V124H158V123H155V125H156V127L160 130V131H163V129H164V131L165 132H167L168 133V139L166 140V142L169 140V139H172V138H175V137H177V142H176V144L177 145H180V144H182V145H184V148H186V149H184L185 151H187V148L188 147H190V146H192V147H194L193 146V144L195 143L194 142V140H198L199 138L195 135V136H193V134H189V133H185V135H184V131H183V127L184 126H186V125H189L192 121V123H195V121L197 120V121H199L200 119H202L203 118V120L204 119H206L207 117H209L210 116V114H209V116H208V111L207 110H205L207 107H209L207 104H203V107H201L202 105H201V101H207V100H210V99H208L207 97H209V96H205L206 94H205V88H207V82H204V81H202L201 83H202V85L203 86H201V84L199 83L198 84V82H197V84H194V82L193 83H191L190 82V80H188ZM194 79V78H193ZM162 81H163V83H161L162 81H160V82H157L156 84L158 85V88H157V90H159V91H164L163 89H162V87H160V85H162V84H165V82H164V79H161ZM185 80V81H186ZM222 81H224V82H221V83H228L229 81L227 80V79H221ZM221 80H218V81H221ZM127 81V82H126ZM139 81H141V83L139 82ZM214 81V80H213ZM19 82H22V81H20L19 80ZM122 82H121V84H122ZM125 82V83H124ZM131 82V83H130ZM137 82H138V84H137ZM143 82V83H142ZM144 82H147V83H144ZM169 82H168V84H169ZM196 82V81H195ZM23 83V82H22ZM59 81L57 80L56 81V83H55V85L57 86H61V84L62 83H59ZM127 83V84H126ZM174 83V84H173ZM186 84V85H184V84ZM64 84V85H65ZM68 84V85H67ZM76 84V85H75ZM78 84H79V86H78ZM131 84V85H130ZM194 84V85H193ZM229 84V83H228ZM171 85V84H170ZM198 85V86H197ZM258 85H259V87H258ZM44 86H45V84L43 85H41V87H40V90L42 91V90H45V88H44ZM51 86V85H50ZM57 86V87H58ZM121 86V85H120ZM128 86H131V87H128ZM181 86V87H180ZM186 86V87H185ZM193 86V87H192ZM251 86V88H249ZM254 86V87H253ZM128 87V88H127ZM135 87V88H136ZM256 87V88H255ZM141 88V89H142ZM175 88V89H174ZM193 88H195V90L193 89ZM198 89V91H200V90H202V91H200V93L201 94H198V92H196L197 91V89ZM201 88V89H200ZM258 88V90L260 91L261 90V88H262V84H257L256 86L255 85H249L248 84V86H243V88L241 87V88H236V89H241V93L242 94H245L244 93V90L246 89V90H249V91H253V90H256ZM71 88H69V90H70ZM96 89V90H95ZM193 89V90H192ZM108 90H110V88L108 89ZM204 90V91H203ZM131 92L133 91V89H131L130 90ZM169 91V92H170ZM192 91H195V92H192ZM68 92H71V90L70 91H68ZM79 92V93H78ZM96 92H98V93H96ZM168 92V93H169ZM190 92V93H189ZM192 92V93H191ZM203 92V93H202ZM261 92H263V90H261ZM77 93V94H76ZM94 93H96V94H94ZM196 93V94H195ZM48 94V95H47ZM71 94V95H70ZM94 94V95H93ZM190 94H192V95H190ZM193 94H195L196 96H194ZM203 94V96H201ZM232 94V92L231 91H229V92H226L225 93V95L224 94H222L220 97L221 98H224V97H227V98H230V95ZM242 94H240L241 96H239V97H241L242 98ZM263 94V93H262ZM10 95V96H9ZM73 95V96H72ZM76 96V99H75V96ZM82 95V97H80ZM96 95V96H95ZM134 95H135V98H134ZM169 95H171V93H169L168 95H167V97L169 96ZM186 95V96H185ZM200 95V96H199ZM7 96V97H6ZM73 98H72V97ZM156 96H158V95H156ZM156 96H154V98H153V100H154V102L156 103V104H158V103H160V100H161V98L162 97H156ZM191 97V99H190V101L188 102V100H189V98ZM194 96V97H193ZM199 96V97H198ZM205 97H206V99H205ZM58 99L57 100V102L59 103H61L62 105H68L69 106V103H70V106H69V108H66V107H61V106H59V105H61L60 103H59V105L57 106V108H55V104L57 103L56 102V99ZM62 98H63V100H62ZM164 98V97H163ZM194 98V99H193ZM196 98V99H195ZM201 98V99H200ZM240 98V99H241ZM69 99H71V100H69ZM78 99V100H77ZM92 99V100H91ZM193 99V100H192ZM239 99V100H240ZM45 100H46V102H45ZM98 100H101L102 102L100 103V101L98 102ZM110 100V101H109ZM124 100V101H123ZM126 100V101H125ZM182 100H180V101H177V102H180L181 104H183V102H182ZM197 100V101H196ZM237 100H238V98H237ZM36 101V100H35ZM44 101V102H43ZM51 101H52V103H51ZM164 101H165V99H164ZM169 101V100H168ZM194 101H196L195 102V104H194ZM5 102V103H4ZM69 102V103H68ZM98 102V103H97ZM135 102V103H134ZM163 102V101H162ZM241 102H242V100H241ZM14 103V102H13ZM64 103V104H63ZM171 103V102H170ZM170 103H166L165 104V102L164 103H162V104H164L165 105V107H168L169 106V110H171V108H170V106H171V104ZM197 103V104H196ZM205 103V102H204ZM15 104V103H14ZM26 104V103H25ZM42 104H44V105H48L47 107L46 106H44V105H42ZM99 104H101V105H99ZM106 104V105H107ZM122 104V105H121ZM151 104H152V101H151ZM189 104H190V106H189ZM2 105V106H1ZM81 105H83V103L81 104ZM98 105H99V107H98ZM131 105V106H130ZM154 105V104H153ZM178 105H180L179 103H178ZM184 105V104H183ZM241 106H242V104H240ZM4 106H5V108H4ZM14 106H15V109H14ZM18 106H20V107H18ZM24 106V107H23ZM67 106V107H68ZM101 106H102V108H101ZM128 106V107H127ZM192 106H194V107H192ZM204 106H206V108H204ZM16 107H17V110H16ZM45 107V108H44ZM51 107H53V108H55V109H53V113H48V109H52ZM58 107H59V109H58ZM85 107V106H84ZM108 107V106H107ZM126 109H125V108ZM190 107H191V109H190ZM242 107H244V105L242 106ZM7 108V109H6ZM23 108V109H22ZM30 108L32 109V110H30ZM42 108V109H41ZM60 108H63L62 110H60ZM81 108V107H80ZM123 108V109H122ZM130 108V109H129ZM149 108H150V112H149ZM184 108V107H183ZM182 108V110L184 111V110H186V109H183ZM192 108H195V110H193ZM6 109V110H5ZM22 110V111H18V110ZM25 109V110H24ZM27 109V110H26ZM45 111H44V110ZM94 109V108H93ZM152 109V110H151ZM196 109L198 110V112L196 111ZM200 109V110H199ZM203 109V110H202ZM14 110H16V111H14ZM28 110H29V112H32L33 114H28L29 112H28ZM44 112H43V111ZM54 110H56L57 111V113H58V115H57V113H56V111H54ZM59 110V111H58ZM66 110V111H65ZM67 110H68V112H67ZM123 110H125V112H127V113H125ZM131 110V111H130ZM153 110L154 111H157V112H153ZM181 110V112H179L178 110H176V109H172L171 111H176V112H174L173 114H172V116H179V117H182L181 119L183 120V111ZM28 113H27V112ZM76 111V112H75ZM78 111V112H77ZM100 111H102V112H100ZM108 111V112H107ZM116 111V110H115ZM128 111H130V113L128 112ZM187 111V110H186ZM17 112V113H16ZM41 112H43L44 113V115L43 116H41V118L39 117V115L41 114H43V113H41ZM46 112V113H45ZM59 112H61V113H59ZM64 112L65 113H67V114H64ZM107 112V113H106ZM201 112H202V114H201ZM11 114V115H13V116H15V118L16 119H14L13 120V117H10L11 115H9V114ZM37 115H36V114ZM105 113V114H104ZM154 113V114H153ZM199 113V114H198ZM5 116H4V115ZM6 114H8V115H6ZM52 114H53V116H52ZM63 115L62 117L64 118H61L60 116L61 115ZM20 115H23L22 117H20ZM31 115V116H30ZM36 115V116H35ZM66 115H67V117H68V119H67V117H66ZM105 117H104V116ZM128 115V116H127ZM161 115V116H160ZM188 115V116H187ZM191 115H195V116H197V118L195 119L194 118V116H191ZM8 116V117H7ZM45 116V117H44ZM47 116L49 117V116H51V117H49V119H47ZM99 116V117H98ZM225 116V115H224ZM7 117V118H6ZM36 117H38L37 119H36ZM111 117H113V118H111ZM126 117V118H125ZM128 117V118H127ZM202 117V118H201ZM205 117V118H204ZM225 117H227V116H225ZM225 117H223V118H225ZM18 118H19V120H25L26 122H29V123H26L25 121H23V122H25L24 124L26 125H28V127H30L29 126V124L31 125V128H28V129H30V130H28L27 131V128L25 129L24 128V130H23V127L25 126L24 124H23V122H19V120H18ZM29 118V119H28ZM70 118V119H69ZM124 118V119H123ZM175 118V117H174ZM52 119V120H51ZM99 119H101V120H99ZM107 119H109V120H107ZM136 119H138V120H136ZM159 119V118H158ZM162 119H163V117H162ZM191 119V120H190ZM239 119V118H238ZM9 120V121H8ZM13 120V121H12ZM16 120L18 121V122H16ZM41 120V121H40ZM45 120V121H44ZM57 120V121H56ZM65 120V121H64ZM120 120V121H119ZM124 120V121H123ZM128 122H127V121ZM161 120V119H160ZM10 121H11V123H10ZM35 122V124H34V122ZM50 121H51V123H50ZM72 121H73V123H72ZM96 121V122H95ZM106 121V122H105ZM110 121H112V122H118V124L117 125H115V126H112V127H109L110 125ZM202 121V120H201ZM14 122V123H13ZM42 122V123H41ZM45 122H48L49 124H46L45 125ZM60 122V123H59ZM62 122V123H61ZM81 122V121H80ZM103 122H104V124H103ZM182 122V121H181ZM210 122V121H209ZM18 123V124H17ZM37 123H39L38 125H37ZM94 123V124H93ZM122 123V125H120ZM222 125H219V127H220V130L218 131V132H216L215 131V124H213L212 126H210V125H208V123H206L205 125H207V126H205V128L206 127H208L207 129H209V132L211 133V131L213 132V136L214 137H218L220 134H223V133H227V129H228V127H232V129H230V131H232V133H230V135L231 136H233V137H236L237 135H242V134H244L245 132L241 129V127L240 126H238V127H236V125H233L232 126V124H228V122H226L225 120H222L221 122H220ZM14 124H16V125H14ZM20 124H21V126H22V124H23V126H22V129L19 127L18 128V130L19 129H21V130H23L24 132H21V130H19V133H18V131L16 130V133H18V134H13V132L12 131H10V130H8V129H17V127H15V126H17V125H19L20 126ZM42 124V125H41ZM60 124V125H59ZM61 124H62V127H61ZM64 124H66V125H64ZM67 124H69V125H67ZM72 124H75V125H72ZM103 126H101V125ZM106 124V125H105ZM6 125V126H5ZM9 125V126H8ZM10 125H12V126H10ZM47 125H48V127H50V128H48L47 127ZM53 125V126H52ZM118 125H120V126H118ZM124 125H126V127L124 126ZM191 125V124H190ZM229 125V126H228ZM55 126H56V129H54V130H51V128L52 127H54L55 128ZM58 126V127H57ZM63 126L64 127H67L68 126V128H65V129H67V130H65L64 128H63ZM70 126V127H69ZM98 126V127H97ZM118 126V127H117ZM175 126V127H174ZM9 127H11V128H9ZM13 127V128H12ZM47 127V128H46ZM62 129H64L63 130V132H61V128ZM74 127H76V128H74ZM179 127V128H178ZM188 127V126H187ZM60 128V129H59ZM71 129V130H68V129ZM74 128V129H73ZM97 130H96V129ZM114 128V129H113ZM118 128V129H117ZM33 129V130H32ZM73 129V130H72ZM110 129H112V130H114V131H112V130H110ZM130 129H131V127H130ZM36 132H35V131ZM45 130V131H44ZM55 130L56 131H58L57 133H55ZM100 130V131H99ZM103 130V131H102ZM120 130H122V131H120ZM32 131L35 133L34 134V137H33V133H32ZM38 131V132H37ZM71 132L69 135L71 136V137H69L68 136V132ZM92 131V132H91ZM94 131V132H93ZM105 131V132H104ZM110 131V132H109ZM183 131V132H182ZM12 132V133H11ZM29 132V133H28ZM42 132H43V134H42ZM62 134H60V133ZM64 132H65V134H64ZM73 132H75V133H73ZM113 132V133H112ZM148 129H145L144 128V131H142L141 133H137V136L135 137V141H137L136 142V144H134L135 145V147L138 149V147H139V149H140V147L142 148V149H140V150H137L135 147H134V149H136L135 150V156L137 155V151L139 152L138 154H141L142 153V151H143V158L145 157H150V155L149 156H147L149 153H148V150H149V145H151V146H153L152 144H154L155 146L154 147H156L158 144H156L157 142H151V140H145L146 138H145V136L148 134ZM175 132H177V134L175 133ZM222 132V133H221ZM24 133V134H23ZM106 133V134H105ZM112 133V134H111ZM2 134V135H1ZM26 134H28V135H26ZM29 134H32V137H33V139H37V140H35V141H37V142H35L34 140H28V139H26V138H29ZM38 134V136L37 137H35L36 135ZM41 134V135H40ZM56 136H55V135ZM74 136H73V135ZM88 134V135H87ZM97 134V135H96ZM105 134V135H104ZM125 134V135H124ZM17 135L19 136V139H23V141L24 142H22V140H19V141H16L17 140ZM25 135H26V137H25ZM45 135H46V137H45ZM57 135H60V136H57ZM83 135V136H82ZM113 135V136H112ZM125 137H124V136ZM23 136V138H21V137ZM72 136L74 137V138H72ZM104 136H106V138H103ZM111 138H110V137ZM115 136V137H114ZM192 136H193V139H192ZM6 137H7V139H6ZM16 137V138H15ZM58 137V138H57ZM78 137V138H77ZM99 137V138H98ZM124 137V138H123ZM131 137H133V136H131ZM138 137V138H137ZM154 137L155 138H159V139H161V141L163 142L164 140H163V138L161 137V136H158V135H154ZM15 138V139H14ZM40 138H41V140H40ZM49 138V139H48ZM60 138H65V139H60ZM71 138V139H70ZM87 140H85V139ZM101 138H103V139H101ZM108 138V139H107ZM113 138V139H112ZM122 138V139H121ZM14 139V140H13ZM30 139H32L31 137H30ZM47 139V140H46ZM52 139H55V140H53L52 141ZM67 139L69 140L68 142H67ZM73 139H74V142H73V144L75 145V143H76V139H78L77 141H82V143L79 145V144H76L75 145V147H77L76 149L77 150H73V147H74V145H70V144H72V141H73ZM99 139V140H98ZM124 139V140H123ZM189 139V140H188ZM26 140H28V142L26 141ZM39 140H40V142H39ZM43 140V141H42ZM49 140H51V141H49ZM102 140V141H101ZM107 140H111V141H107ZM115 140V141H114ZM119 140H121L120 142H119ZM125 140H127V142L125 141ZM145 140V141H144ZM15 142V145H14V142ZM30 141H31V143H30ZM44 141H45V143H44ZM49 141V142H48ZM58 141V143H56V144H58V145H60V147L58 146V145H54V143L55 142H57ZM62 141V142H61ZM80 141V142H81ZM83 141H85V142H83ZM148 141V142H147ZM150 141V142H149ZM153 141V140H152ZM9 142H11V144L9 143ZM21 142H22V145H21ZM34 142V143H33ZM61 142V143H60ZM104 142V143H103ZM165 142V143H166ZM185 142H187V143H190L189 145L188 144H185ZM35 143H37V144H35ZM52 145V147L50 146V144ZM63 143V144H62ZM64 143H65V145H64ZM112 143V144H111ZM119 143V144H118ZM146 143H151V144H149V145H147ZM203 143V146L201 145ZM245 143H247V144H251L252 142L251 141H247V142H245ZM4 144V145H3ZM18 144V145H17ZM31 144V145H30ZM33 144H34V146H33ZM62 144V145H61ZM115 144V145H114ZM126 144H127V147H126ZM138 144H142L141 146L139 145L138 146ZM197 144H199L198 146H199V148L202 150V148H203V150H205V148L204 147H206L205 145V143L203 142V140H201V141H199ZM12 145H14V146H12ZM28 145V148L26 147ZM44 145H46L45 146V148H47L48 146L47 145H49V147H50V149L49 148H47L48 150H50V151H52V152H50V151H48L47 149H45V151L46 152H48V153H46L45 151H41V150H43L41 147L43 146L44 147ZM105 145V146H104ZM107 145V146H106ZM114 147H113V146ZM125 145V146H124ZM130 145V144H129ZM134 145H132V146H134ZM21 146V150L18 148V147H20ZM23 146V147H22ZM32 146V147H31ZM57 147V149H56V147ZM65 146V147H64ZM67 146L69 147V151H67V154L65 153V151H66V148H67ZM73 146V147H72ZM123 148H122V147ZM188 146V147H187ZM13 147V148H12ZM30 147V148H29ZM63 147V148H62ZM96 147V148H95ZM112 147V148H111ZM145 147H147V149H145ZM154 147H153V149H154ZM24 148V149H23ZM39 148V149H38ZM81 148V149H80ZM165 148H167V149H169V147H165ZM217 148V147H216ZM220 148H223V147H220ZM263 148V147H262ZM39 151H38V150ZM41 149V150H40ZM71 149V150H70ZM248 149L249 148H247V149H245L244 151H246V152H248ZM13 150H15V151H17V150H19V152L17 151V152H15V151H13ZM22 150H23V152H22ZM30 151V152H28V151ZM67 150H68V148H67ZM79 150V151H78ZM146 150H147V152H146ZM8 151V152H7ZM24 151H26V153L24 152ZM32 151H35V153L33 154V153H31ZM37 151H38V153L41 151L42 152V154H44V155H42L44 158H42V156H41V154L39 155H37ZM56 153H54V152ZM74 151H77V152H74ZM82 151V152H81ZM99 151V150H98ZM98 151H96L95 150V152H97L98 153ZM20 152H22L24 155H28V156H24L22 153H20ZM74 153L75 155H76V153H77V155H79V156H81V160H80V162H78V163H76L77 162V160L79 161V158L78 159H75L74 160V158H72V160H71V153ZM82 154H80V153ZM141 152V153H140ZM16 153V154H15ZM45 153H46V155H48V156H46L45 155ZM84 153V154H83ZM152 153V152H151ZM202 153V152H201ZM200 153V154H201ZM14 154V155H13ZM55 154V155H54ZM66 154V156L64 157V155ZM145 154V155H144ZM18 155V156H17ZM21 155V156H20ZM58 155V156H57ZM75 155H73V156H75ZM76 155V158L78 157ZM108 155H110V154H105V156H108ZM126 156L124 157V158H130L131 159V157H133V156H131V154L130 153H126L125 154ZM130 155V156H129ZM152 155V154H151ZM17 156V157H16ZM37 156V157H36ZM60 158V159H62V160H58V158ZM82 156L84 157V158H82ZM20 158V159H17V158ZM47 157V158H46ZM52 157H56L57 159L55 160V158H53L52 159ZM62 157V158H61ZM117 157H119V158H121V156H117ZM117 157H115V159L117 158ZM152 157V156H151ZM38 158V159H37ZM65 158V159H64ZM70 158V159H69ZM113 158V157H112ZM28 160V163H27V161H25V160ZM37 159V160H36ZM50 159H51V164L49 163V161H50ZM58 160V161H57ZM64 160V161H63ZM76 161V162H72V161ZM1 161H3V162H1ZM53 161H55L54 162V165H53ZM57 161V162H56ZM82 161V162H81ZM31 162H32V165H31ZM59 162H61V163H59ZM84 162V163H83ZM59 163V164H58ZM65 164V165H63V164ZM80 163H81V165L82 164H85V165H82V166H80ZM29 164V165H28ZM33 164H35V166L33 165ZM57 164V166H55ZM60 164L62 165V166H60ZM67 164V165H66ZM79 164V165H78ZM109 164V165H108ZM112 164H113V167H111L112 166ZM105 165V166H104ZM109 166V168H107L108 166ZM111 165V166H110ZM29 166V167H28ZM64 167V168H60V167ZM86 166V167H85ZM107 166V167H106ZM36 167V168H35ZM38 167V168H37ZM66 167V168H65ZM28 168V169H27ZM34 168H35V170H34ZM60 168V169H59ZM67 168H71V170H70V173H66V171H68V170H65V169H67ZM76 168V169H75ZM119 168V169H118ZM36 169H38L39 171L37 172V170ZM75 169V170H74ZM85 169L87 170V173L86 172H84L85 171ZM54 170H56V171H54ZM62 171V173H61V171ZM72 170H74L76 173H77V175H76V173H74V171H72ZM118 170V171H117ZM125 170V171H124ZM51 171V172H50ZM53 171V172H52ZM60 171V172H59ZM72 171V172H71ZM83 171V172H82ZM99 171V172H98ZM119 171H121V172H123V174H122V176H121V174H119V173H121V172H119ZM57 172V173H56ZM117 172H119V173H117ZM5 173V174H4ZM31 173H33V174H31ZM35 173H39L38 174V178L40 179V177L43 175V177L45 178L46 176H47V178H45L47 181H45L44 180V178L42 179V180H44V182L46 183V184H44L43 183V181L42 180H38V181H40L39 182V184L41 183V186H42V189L43 190H46L47 192H46V194L44 195V191H43V194L42 195H44V197H40V199L39 200H36V199H34V198H28V199H26L25 200V203H24V201H23V195H24V191H23V189L21 188L20 189V185H18V184H20L21 183V181H24V182H26L27 180H28V182H32L34 179H32V178H36V177H33V175H36ZM49 173H51V175L49 174ZM97 173V174H96ZM28 174H30V175H28ZM42 174V175H41ZM53 174V175H52ZM59 174V175H58ZM67 174H69L68 175V179H67V181H65V178H67L66 176H67ZM71 174V175H70ZM86 174V175H85ZM95 174H96V176L97 177H95ZM98 174H99V176H98ZM101 174V175H100ZM109 174V175H108ZM117 174H119V176L117 175ZM126 174H127V176H126ZM55 175V176H54ZM235 175L236 174H230V175H224V176H229L230 178H232L233 180H231V183L232 182H234V178H235ZM246 175V174H245ZM50 176H52L51 177V181H50V183H52V180L53 179H58V181L57 180H54L53 181V183L51 184V185H49V183H48V179H49V177ZM79 176V178H82L81 180L83 181H79V180H77L76 178ZM105 176V177H104ZM108 176V177H107ZM112 176H113V178H112ZM116 176V177H115ZM121 176V177H120ZM130 178H129V177ZM73 177H74V179H73ZM83 177H84V179H83ZM102 177V178H101ZM109 177H111V178H109ZM127 177H128V179H127ZM70 178H72V179H70ZM88 178V180H86ZM98 178V179H97ZM105 178V180H103ZM137 178V177H136ZM135 178V180H137ZM62 179L64 180V181H62ZM94 179H96V180H94ZM112 179V180H111ZM118 179H120V180H118ZM124 179V180H123ZM139 179V178H138ZM141 179V178H140ZM75 182H74V181ZM125 180H127V181H125ZM6 183H5V182ZM60 181V182H59ZM61 181H62V183H61ZM99 181V182H98ZM223 180L222 179H219V182H222ZM4 182V183H3ZM64 182V183H63ZM69 182V183H68ZM77 182V183H76ZM80 182V183H79ZM87 182V184L86 185H84L85 183ZM225 182L227 183V181L225 180ZM58 183V184H57ZM68 185H67V184ZM78 183L79 184H81V183H84L83 185L81 184V186H84V188L83 187H78ZM54 184V185H53ZM62 184H63V186H62ZM70 184V185H69ZM75 184H76V188L75 189H77L78 190V188H80V189H82V190H78V191H80L79 192V194H78V192H76L77 193V195L79 196H75V190H74V188L73 187H75ZM90 184V185H89ZM233 184V183H232ZM49 185V186H48ZM234 185V187H238V185L236 186L235 184H233ZM66 186H68V188H66ZM43 187H45V189L43 188ZM48 187L51 189V187H53V190H54V188H56L54 191L51 189H49V190H47L48 189ZM70 187H72V189H70ZM67 189H68V191H67ZM76 190V191H77ZM48 191H49V193L51 194L52 192L51 191H53V193L51 194V195H53V196H50V195H47L48 194ZM57 191V192H56ZM66 191V192H65ZM69 191H74V195H73V193L71 194V196H70V193H69ZM30 192V193H29ZM36 192V191H35ZM34 191H33V188L31 189V191H29L28 190V194H32V193H34L33 195L34 196H38V194L37 193H35ZM82 192V193H81ZM54 193H55V195H54ZM63 193V194H62ZM36 194V195H35ZM60 194V198L61 199H58L59 198V195ZM30 195H28V197H30ZM47 195V196H46ZM68 195V196H67ZM23 196V197H22ZM32 196V195H31ZM49 196V197H48ZM54 196L55 197H58V198H54ZM104 196V195H103ZM33 197V196H32ZM69 197H71L70 199H69ZM83 197H86V198H83ZM41 198H44V200L43 199H41ZM54 198V199H53ZM103 199H105V197H102ZM126 198V199H125ZM67 199H69V200H67ZM79 199H80V201H79ZM127 199H128V196H125L124 197V195L123 196H119L118 197V199H117V205L120 203L121 204V206H119L121 209V212L122 213H124V211H129V209H130V206H127L126 205V202H127ZM29 200V201H28ZM61 201L62 202V204L64 205H62V204H60L59 202H57V201ZM71 200V201H70ZM40 201V202H39ZM48 202V203H47ZM57 202V203H56ZM125 202V203H124ZM41 203H42V205H41ZM57 205H56V204ZM84 204H82V205H84ZM119 204V205H120ZM124 204V205H123ZM136 204H138V205H141V201H138V202H136ZM189 204H194V203H192V202H190ZM0 205V206H1ZM126 205V206H125ZM196 205V204H195ZM61 206V207H60ZM62 206H63V208H62ZM74 206V205H73ZM2 207V206H1ZM141 208V207H140ZM62 209H63V212H64V210H65V212H67L68 214H66V213H64V216H66L65 217V220L67 219L68 221H64V223L63 222H61V219L60 220H58V218H60V215H57L58 214V212L59 211H62ZM23 210H26V211H23ZM27 210L30 212V214H28L27 213ZM83 210V209H82ZM81 210V211H82ZM0 211H1V209H0ZM84 212V211H83ZM111 212V211H110ZM121 212H119L118 211V213H109V212H105L104 214H105V216H104V218L106 219L107 218V216L108 215H110L109 217H111V216H113L114 218L116 217V216H119V213H121ZM131 213H130V215H132V211H130ZM2 213V212H1ZM26 214V215H25ZM47 214H49V216L51 215V217H47L46 215ZM84 214V213H83ZM83 214H79V216H78V218H80L81 219V221H84L83 219H85V218H82L81 216L83 215ZM87 214V213H86ZM116 215V216H114V215ZM144 214V215H143ZM147 214V212H142V210H140L139 208H136V210H135V215H137V216H135V220H142L141 218H143V220L146 218V215ZM91 216V214L89 215V214H87V218L89 219V217ZM139 216L141 217L140 219H139ZM69 217H71L72 218V220H70L71 218H69ZM101 219L100 220V222H101V224H104L105 223V219ZM138 218V219H137ZM51 220V221H49V220ZM20 220V219H19ZM54 220V221H53ZM58 220V221H57ZM142 220V221H143ZM46 222V223H45ZM51 222H53L52 224H51ZM59 222H61V223H59ZM70 222V223H69ZM229 224H233V226L235 225H238V222L237 223H231V222H228ZM51 224V225H50ZM83 223H80L79 225L81 226ZM12 225V226H11ZM17 226L19 227V228H17ZM50 226V227H49ZM58 226V227H57ZM115 226V227H114ZM52 227V228H51ZM222 227V226H221ZM225 227V226H224ZM13 230H12V229ZM15 228V229H14ZM136 228L138 229V230H136ZM226 228H229V227H226ZM30 228H28V230H29ZM142 229V230H141ZM27 230V229H26ZM125 230V229H124ZM134 230H135V233H134ZM177 231V230H176ZM91 232V231H90ZM178 232V231H177ZM176 232V233H177ZM196 234V233H195ZM65 235H67V234H65ZM80 235H84V238H81V239H87L86 241H89L90 240V238L91 237H94L95 235H93L92 233H80ZM77 236H79V234L77 235ZM137 236V237H136ZM80 237V236H79ZM57 238V239H56ZM58 239H60V241H58ZM56 242H55V241ZM120 240V241H119ZM4 241V242H3ZM59 242V243H58ZM75 242H77V241H75ZM132 242V243H131ZM138 242V241H137ZM78 243V242H77ZM101 244V245H100ZM121 244V245H120ZM186 245H187V243H185ZM63 245V246H62ZM66 245V246H65ZM131 245V246H130ZM115 246V247H114ZM60 247H62V248H60ZM64 247V248H63ZM86 247V248H85ZM98 247V248H97ZM134 247H135V251H132L131 252V249H134ZM69 248V249H68ZM80 248V249H79ZM116 248V249H115ZM120 248V249H119ZM121 248H123V249H121ZM65 250V249H67V250H69V251H67V252H62L61 250ZM93 249V250H92ZM118 250V251H117ZM147 250V249H146ZM33 251V252H32ZM25 252H27V254L29 253V252H31V254L33 255H30L31 257H29V256H25V255H23V260H19V259H17V258H15L14 257V254H18V253H25ZM115 252V253H114ZM68 253V254H67ZM76 253H78V256H81V257H79L80 258V260H77V261H75V259H74V255L73 254H76ZM49 254H50V257H48L49 256ZM66 254V255H65ZM86 254V255H85ZM102 254V255H101ZM119 254V255H118ZM182 254V255H181ZM69 255V256H68ZM77 255V254H76ZM97 255V256H98ZM109 257H108V256ZM61 256V257H60ZM74 256V257H73ZM88 256V257H87ZM103 256V257H102ZM173 256V257H172ZM46 257H47V259H46ZM87 257V258H86ZM105 257H106V259H105ZM1 258H4L3 260L1 259ZM179 258V259H178ZM9 259V260H8ZM17 259V260H16ZM50 259H52V261L50 260ZM74 259V260H73ZM112 259V260H111ZM190 260H188L187 261V263L186 264H199L198 262L196 263H193V261H192V259L191 258H189ZM5 260H8V263L7 262H4ZM15 260V261H14ZM19 260V261H18ZM32 260V261H31ZM50 260V261H49ZM160 260V261H159ZM16 261H18V262H16ZM83 261V262H82ZM51 262V263H50ZM81 262V263H80ZM163 262V263H162ZM165 262V263H164ZM190 262V263H189ZM35 263V264H36Z\"/></svg>", "mask_w": 264, "mask_h": 264}]
</instances>
